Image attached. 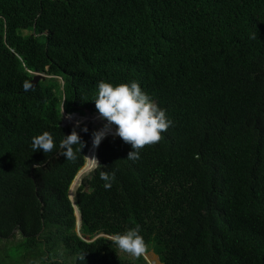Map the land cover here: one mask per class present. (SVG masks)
Wrapping results in <instances>:
<instances>
[{
    "label": "trees",
    "instance_id": "1",
    "mask_svg": "<svg viewBox=\"0 0 264 264\" xmlns=\"http://www.w3.org/2000/svg\"><path fill=\"white\" fill-rule=\"evenodd\" d=\"M101 81L139 82L172 126L138 160L100 145L79 235L94 131L67 161L63 112L98 114ZM133 228L162 264H264V0H0V264H149L110 239Z\"/></svg>",
    "mask_w": 264,
    "mask_h": 264
},
{
    "label": "clouds",
    "instance_id": "2",
    "mask_svg": "<svg viewBox=\"0 0 264 264\" xmlns=\"http://www.w3.org/2000/svg\"><path fill=\"white\" fill-rule=\"evenodd\" d=\"M24 90H30V86L25 85ZM94 103L99 117L107 123L103 128L93 133V147L98 148L107 135L114 134L131 145L133 150L128 153V160H138L140 151L146 146L159 143L163 139L162 133L167 132L172 126V121L168 119L166 110L161 109L151 96L143 91L137 81L118 85L99 82L98 94ZM68 118L71 119L70 116ZM112 125L116 126L115 133H112ZM79 126L80 122L77 121L71 134L64 135V139L60 142L62 150L60 155L65 156L67 161L76 160V153H81L86 146L76 131ZM82 131L87 132L88 128L85 126ZM54 148V138L48 131L32 138L33 152L43 150L47 154ZM86 158L92 161L93 169L101 166L95 156ZM34 166L40 168V165ZM99 176L101 180L105 181V189H110L111 182L115 180V173L100 171ZM110 239L119 251L134 258L138 259L147 252V244L143 236L140 235L139 228L113 234ZM81 259L84 260V256Z\"/></svg>",
    "mask_w": 264,
    "mask_h": 264
},
{
    "label": "rangeland",
    "instance_id": "3",
    "mask_svg": "<svg viewBox=\"0 0 264 264\" xmlns=\"http://www.w3.org/2000/svg\"><path fill=\"white\" fill-rule=\"evenodd\" d=\"M63 113H64V120H63V121H64V126H65V127H72V128H74L75 125H76V123H77V121H79V122H80V126L76 128L77 130L83 129L84 126L87 124V122L90 121L91 123H90L89 127H91L92 130H93L94 132H96V131L100 130L101 128H103V126H104V125L106 124V122H107V121H105V120H103V119H102V121H92V119H91L90 117H88V115H81V114H79V118H78V120L74 121L72 118H71V119L68 118L70 114H67V113H65V112H63ZM89 119H90V120H89ZM75 122H76V123H75ZM112 127L116 129V126H115V125H112ZM94 170H95V169H94ZM94 170H93V171H94ZM93 171H92V172H93ZM92 172H90V173L87 174V175L84 174L83 178L85 179V178L88 177ZM84 179H83V180H84ZM76 180H77V179H76ZM83 180H82V183H83ZM82 183L77 184V186H76L77 188L75 187L76 189H74L73 194L71 195V199L73 200V202H75V201H74V200H75V194L77 193V191H78L79 187L82 185ZM73 185H74V184H73ZM79 185H80V186H79ZM72 188H73V186H72ZM72 188H71V190H72ZM0 246H1V248H0V253L2 254V251H3L2 249H4V245H3L2 243H0ZM121 253H122L123 255L129 257V258H133L132 256H130V255L124 253V252H121ZM144 257H145V259L148 261L149 264H162V263L160 262L158 256H157L153 251H148V252H146V254L144 255Z\"/></svg>",
    "mask_w": 264,
    "mask_h": 264
},
{
    "label": "water",
    "instance_id": "4",
    "mask_svg": "<svg viewBox=\"0 0 264 264\" xmlns=\"http://www.w3.org/2000/svg\"><path fill=\"white\" fill-rule=\"evenodd\" d=\"M48 76H46V75H44V74H39V73H37V74H35L34 75V78H33V80H32V83H33V85L35 86V85H37L41 80H45L46 78H47ZM85 115H88V117H93V116H99V113L98 114H93L90 110H85ZM70 117H73V118H78L79 117V113H73V114H70L69 115ZM90 121H88L87 122V124L85 125L87 128H89V125H90ZM63 126H64V121H63ZM84 126V127H85ZM65 127V126H64ZM76 131L78 132V134H80V133H83L84 131H82V129H80V130H77L76 129ZM109 137H118V136H116V135H109V136H107L106 138H104L103 139V141L101 142V144L107 139V138H109ZM93 138V137H92ZM92 138L90 139V147H89V150H88V152H87V154H86V157H88V154H89V151H90V148H91V140H92ZM100 144V145H101ZM100 145H99V147H100ZM99 147H98V149H99ZM98 149H97V159H98ZM98 161H99V159H98ZM86 164H87V158H86V163H85V165L81 168V170L78 172V174H77V176L75 177V179H74V181H73V183H72V185H71V187H70V190H69V197H70V199H71V188H72V186H73V184H74V182L76 181V179H77V177H78V175L80 174V172L83 170V168L86 166ZM96 169V168H95ZM77 197V193L75 194V198ZM71 201H72V203H73V205H74V207H75V211H76V217H77V232L79 233V235H81V233H80V228H81V215H80V212H79V210H78V208L76 207V205H75V202H73V200L71 199ZM75 201V200H74Z\"/></svg>",
    "mask_w": 264,
    "mask_h": 264
},
{
    "label": "bare ground",
    "instance_id": "5",
    "mask_svg": "<svg viewBox=\"0 0 264 264\" xmlns=\"http://www.w3.org/2000/svg\"><path fill=\"white\" fill-rule=\"evenodd\" d=\"M74 121L78 120V118H73L71 117ZM92 119V121H102V118H100L99 116H93V117H90ZM90 120V119H89ZM76 123V122H75ZM107 123V122H106ZM116 129L112 127V133H115ZM109 135H114V134H109ZM107 135V136H109ZM106 136V137H107ZM103 141V140H102ZM97 149L98 148H94L93 147V138L91 140V148H90V151H89V154H88V157H92V156H95L97 158ZM94 169L92 167V161L89 160L87 158V164L86 166L83 168V170L80 172V174L78 175L77 177V180L74 182V185H73V188L71 190V195L73 194V191L74 189H76L77 187V184L79 183H82V180L84 179L83 176L84 174L87 175L89 174L90 172H92ZM95 171V170H94ZM80 186V185H79ZM76 187V188H75Z\"/></svg>",
    "mask_w": 264,
    "mask_h": 264
}]
</instances>
